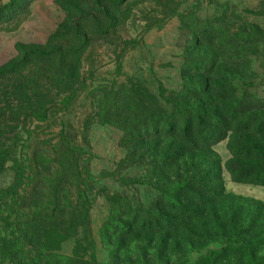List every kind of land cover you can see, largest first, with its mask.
<instances>
[{"label": "rangeland", "instance_id": "1", "mask_svg": "<svg viewBox=\"0 0 264 264\" xmlns=\"http://www.w3.org/2000/svg\"><path fill=\"white\" fill-rule=\"evenodd\" d=\"M61 85L78 91L68 107L57 94L66 88ZM220 85L234 94L233 103H244L233 111L264 117V0H0V101L21 106L7 108L10 119L2 128L13 157L9 167H25L33 184L55 181L59 157L65 166L64 157H71L80 166L83 188L92 191L90 232L66 242L64 256H72L83 243L97 264L141 262L137 255L130 258L128 250L117 255L122 240L112 236L109 226L117 234V209L128 198L140 223L155 228L163 184L151 175L149 162L133 158L129 135H166L163 125L155 130L144 126L153 108L175 114L176 105L187 100L201 114L214 113ZM204 89L207 95L196 93ZM41 102L54 103L43 121L34 118L30 106ZM18 116L20 122H11ZM230 137L215 138L211 156L222 162L226 194L236 198V208H244L238 226L249 228L263 220L262 228L246 234L250 241L264 237V186L233 181L227 170ZM248 138L252 144L253 135ZM156 144L162 151L170 142L156 139L144 149ZM12 177L9 171L0 182L7 184ZM63 190L64 196L75 195ZM9 214V208L0 207L3 235L11 230ZM140 236L156 242L170 238L161 258L148 255L151 264L196 263L213 252L230 254L221 239L206 247L195 244L193 250H206L188 255L192 246L181 244L179 232ZM125 241L128 247L138 244L135 234ZM254 251L262 263L264 245Z\"/></svg>", "mask_w": 264, "mask_h": 264}, {"label": "trees", "instance_id": "2", "mask_svg": "<svg viewBox=\"0 0 264 264\" xmlns=\"http://www.w3.org/2000/svg\"><path fill=\"white\" fill-rule=\"evenodd\" d=\"M61 86L66 88L62 89L63 93L58 91L57 94L64 96L62 104L68 107L76 99L78 91L67 85ZM217 90L220 95L215 99L214 113L201 114L187 100L176 105L175 114L166 113L165 107L153 108L151 121H145L144 126L155 130L163 125L167 128L166 135L160 132L129 135V145H134L133 158L147 161L149 166L154 167L151 175L163 184V189L157 205L160 213L152 220L157 225L155 228H148L145 222L140 223L141 217L138 213L134 214L128 198H125L127 203L120 202L117 209L120 228L117 226V234L115 226H109L112 236L115 234L117 240H122L117 247V255L128 250L126 253L130 254V258L139 256V264H151L148 255L155 254L161 258L168 250L170 238L156 242L155 239L145 240L140 235L168 231L170 234L179 232L183 240L181 244L192 246L188 255L201 253L206 250V244L209 246L220 239L230 253L220 255L213 252L200 257L196 263L190 260L187 264H223L229 261H232L230 264H264V261H256L254 253L255 248L264 245V237H255L250 241L245 238L254 227L262 228L263 220L258 218L256 226L250 225L249 228L238 226L245 218L242 214L244 208H236V198L226 194L222 162L211 156L215 155V138L222 136L227 139L231 133L229 147L232 158L227 170L233 181L264 186V117L248 116V111L244 109L241 112L233 111L244 103H233L234 94L224 91L222 85ZM208 92L204 89L196 93L207 95ZM53 104L31 103L35 117L30 116L45 120ZM12 106L7 100L0 101V181L7 172L13 173L9 183L0 182V207L9 208V218L12 220L11 230H7L5 235L0 231V264H97L89 259V251L83 243L77 244L72 256L61 253L62 246L78 237V233L90 232L92 191H88L86 185L83 188L79 164L71 157H64L68 163L65 166L59 157V169L56 170L59 180L46 179L34 184L25 167H9L13 157L4 144L2 128L7 126L10 119L6 116V110ZM13 108L18 110L21 106ZM222 108L223 115L217 119ZM11 111L14 112L13 109ZM20 120L21 116H18L12 118L11 122L18 123ZM215 122L218 127H215ZM254 124L258 126L252 130L250 126ZM249 135H253L252 144H248ZM161 138L170 142L167 149L161 151L159 144L144 149L149 141ZM68 170L72 171L73 176L68 175ZM65 188L74 190L75 195L64 196ZM233 209L235 212L232 214ZM110 229L104 228V232L109 234ZM133 234L138 244L128 247L125 240ZM84 240L88 242L87 238ZM195 244L205 247L193 250Z\"/></svg>", "mask_w": 264, "mask_h": 264}]
</instances>
